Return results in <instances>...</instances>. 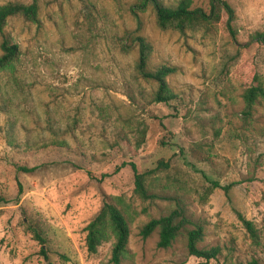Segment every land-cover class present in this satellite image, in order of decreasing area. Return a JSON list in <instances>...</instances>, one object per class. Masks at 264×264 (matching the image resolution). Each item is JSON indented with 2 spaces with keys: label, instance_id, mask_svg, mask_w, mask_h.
<instances>
[{
  "label": "rangeland",
  "instance_id": "obj_1",
  "mask_svg": "<svg viewBox=\"0 0 264 264\" xmlns=\"http://www.w3.org/2000/svg\"><path fill=\"white\" fill-rule=\"evenodd\" d=\"M7 1H33L37 20L9 16L1 29L19 53L0 70V264H111L110 237L94 253L83 246L102 202L131 216L121 264H264V95L248 113L241 97L251 73L264 88V46L249 39L264 27V0H224L232 33L222 7L180 32L159 29L148 6L132 15L131 0ZM135 32L152 48L150 67L177 68L165 76L167 102H153V84L135 74ZM158 161L166 165L145 180L146 194L174 195L202 226L197 246L220 249L215 258L188 256L182 234L163 249L157 229L138 235L175 204L133 191L129 163L146 172ZM213 181L232 185L225 194Z\"/></svg>",
  "mask_w": 264,
  "mask_h": 264
},
{
  "label": "trees",
  "instance_id": "obj_2",
  "mask_svg": "<svg viewBox=\"0 0 264 264\" xmlns=\"http://www.w3.org/2000/svg\"><path fill=\"white\" fill-rule=\"evenodd\" d=\"M207 10L198 7H190V0H175L172 4H164L159 0H131L130 11L132 15L136 16L137 12L143 11L146 6L150 7L155 16V24L159 29L173 28L177 31H184L185 29H192L201 25L203 22H208L218 16V8L222 7L226 14V27L229 32L231 31L230 23L233 20V10L228 7V4L224 0H206ZM18 15L25 21L36 22L37 9L34 2L28 4L18 1H7L0 4V70L9 69L12 67L13 61L18 57L19 50L16 45L9 40L6 35L1 33V29L5 23V20L9 16ZM230 33V34H231ZM134 42L137 56L135 60V74L148 82L153 84V91L151 98L153 102L162 103L175 97V94L167 86L165 76L174 72L177 68L174 65L161 63L156 67L149 66V59L152 48L146 39L137 34L131 36ZM249 39L264 46V27L261 30H256L249 35ZM264 95V88L261 86L255 73H251L248 76L247 83L243 89L241 97L244 101V107L246 113L251 109L252 104L258 97ZM156 168L146 171L137 172L134 169L132 163H129V167L133 172V191L139 199H147L152 195L146 194L147 190L144 185L145 180L150 178L151 174L162 170L165 167V162L158 161ZM23 172H28L29 169L23 166L16 167ZM212 187H219L226 194L232 183L228 185H220L213 181ZM18 193L20 190L19 184H17ZM155 198H167L175 201V204L170 210L158 218H151L139 227L138 235L141 238H145L153 230L157 229L155 247L163 249L170 244V241L177 235L182 234L184 250L188 256H193L200 259H212L221 253L220 249L216 246L198 247L203 233L202 226L198 223L192 222L189 217L184 213L175 200V196H157ZM152 196V197H153ZM127 207L115 205L110 202H102L98 207V211L93 215L91 219L84 225L83 234V246L88 253H94L96 246L100 242H104L111 238L109 247V262L111 264H121L123 255L127 251L125 249L127 236L129 233V222L131 216L128 210H124ZM238 221L243 228L249 234L252 239L256 234L255 227L252 222L239 213H236ZM186 225H189L188 229ZM29 230V229H28ZM30 237L38 245V253L44 258L47 257L45 249V240L37 229L31 228ZM64 259V257L61 255ZM244 264H258L254 259L245 262Z\"/></svg>",
  "mask_w": 264,
  "mask_h": 264
}]
</instances>
